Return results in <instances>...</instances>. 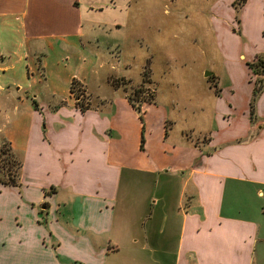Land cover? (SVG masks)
Returning <instances> with one entry per match:
<instances>
[{
	"label": "crops",
	"instance_id": "0c3cea01",
	"mask_svg": "<svg viewBox=\"0 0 264 264\" xmlns=\"http://www.w3.org/2000/svg\"><path fill=\"white\" fill-rule=\"evenodd\" d=\"M103 2L0 0V92L28 107L5 130L22 169L19 187L0 185V264H263L264 205L240 200L264 199V84L242 131L223 96L214 119L227 135L171 136L155 104L142 124L127 98L89 89L116 26ZM72 80L96 103L85 113Z\"/></svg>",
	"mask_w": 264,
	"mask_h": 264
},
{
	"label": "rangeland",
	"instance_id": "374dc122",
	"mask_svg": "<svg viewBox=\"0 0 264 264\" xmlns=\"http://www.w3.org/2000/svg\"><path fill=\"white\" fill-rule=\"evenodd\" d=\"M103 1L96 0V3L101 5ZM247 1L114 0L116 11L108 13L109 19L116 22L107 34L111 51L108 56L105 53L108 64L101 57L103 64L96 69L89 89L107 96L116 92L117 96L130 97L141 108L146 104H155L159 110L165 108L177 124L171 136H180L179 128L193 126L197 134L206 133L208 138L228 133L227 130L217 132L220 127L214 119L219 111L216 98L223 96L234 105L231 128L242 131L246 126V108L251 102V99L247 102L250 86L246 66L253 62L249 60L254 56H264V15L260 13L264 0ZM206 72L212 75L204 77ZM230 82L235 92L232 97L225 90ZM35 89H41L42 94L38 82ZM14 96L13 89L5 94L0 92L2 172L7 168L5 148L11 147L5 130L13 125L16 104L19 106L21 102L20 96ZM68 98L75 107L87 103L90 107L96 106L81 86H73ZM32 102L30 107L39 111L37 102V108ZM19 108L22 115L28 107L23 104ZM26 121L24 115L21 122ZM254 122L252 116L250 124ZM11 169L14 171L15 166ZM240 203L255 209L264 205V199L251 196Z\"/></svg>",
	"mask_w": 264,
	"mask_h": 264
},
{
	"label": "trees",
	"instance_id": "16d2710c",
	"mask_svg": "<svg viewBox=\"0 0 264 264\" xmlns=\"http://www.w3.org/2000/svg\"><path fill=\"white\" fill-rule=\"evenodd\" d=\"M247 67L251 73V78L249 79V83L253 84V95L251 98V102L249 103L250 119L252 120L254 104L256 102L257 97L261 93V90L264 84V56L256 58L252 63L248 64ZM253 76L256 77L255 81H252ZM207 81H210V80L208 79ZM73 86H77L78 88L79 83L76 80H72L70 83V88H69L70 92H71V89H73ZM32 101H33L32 103L34 107L37 108L36 101L35 100H32ZM127 101L132 106L133 110L137 113L140 122H143V116H142L140 105L134 104L131 101L130 97L127 98ZM142 102L143 101H141L139 104H142ZM76 108L79 109L81 113H85L86 111L90 109V106L88 105V103L85 105L79 104V106H76ZM143 134H144V131L142 129L141 141H140L141 149L143 148V143H144ZM205 141H209V139H206ZM9 149L5 148V151L7 150V153H4V150H3V153L5 154L6 157H8V160L6 159L7 168L4 170L5 172L4 171L2 172L0 170V185L4 187H19L20 174H21V169H22V160L20 158H17V156L15 155V153L13 152L10 146H9ZM13 165L15 166L14 171L11 169Z\"/></svg>",
	"mask_w": 264,
	"mask_h": 264
},
{
	"label": "water",
	"instance_id": "95a60500",
	"mask_svg": "<svg viewBox=\"0 0 264 264\" xmlns=\"http://www.w3.org/2000/svg\"><path fill=\"white\" fill-rule=\"evenodd\" d=\"M212 75V72H206L205 74H204V77H208V76H211Z\"/></svg>",
	"mask_w": 264,
	"mask_h": 264
}]
</instances>
